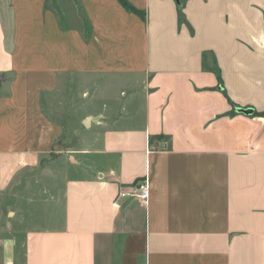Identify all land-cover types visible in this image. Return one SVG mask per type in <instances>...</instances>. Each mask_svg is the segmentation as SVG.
I'll return each instance as SVG.
<instances>
[{
  "label": "crops",
  "instance_id": "obj_1",
  "mask_svg": "<svg viewBox=\"0 0 264 264\" xmlns=\"http://www.w3.org/2000/svg\"><path fill=\"white\" fill-rule=\"evenodd\" d=\"M127 1L145 20L119 0L0 10V264H264V0ZM79 94L102 112L62 178L46 108ZM144 182L147 202L118 198Z\"/></svg>",
  "mask_w": 264,
  "mask_h": 264
},
{
  "label": "rangeland",
  "instance_id": "obj_2",
  "mask_svg": "<svg viewBox=\"0 0 264 264\" xmlns=\"http://www.w3.org/2000/svg\"><path fill=\"white\" fill-rule=\"evenodd\" d=\"M21 1V0H20ZM11 2L9 3V0H0V10L2 14L7 15H12L10 11H12L13 7L11 8ZM130 11V10H129ZM132 12V11H130ZM140 16V15H139ZM143 20H145V17L140 16ZM8 33L12 34V25L10 27V30ZM29 40L23 39V36L20 37V43L22 44L23 42H28ZM33 46V45H30ZM23 55V49L20 51V60ZM22 64V62H20ZM82 78L80 77L78 79V83L76 85L73 83L68 86V94H66L67 98L71 97V93H73L72 96L75 97L74 92L76 90H82L83 84H82ZM25 85V82H24ZM78 85V86H77ZM119 88L125 87L123 83H119ZM72 86V89L70 90V87ZM106 86V85H105ZM109 89L112 90L111 86ZM114 90H118V88L113 87ZM121 90V89H120ZM71 91V93H70ZM87 94H79V99L76 100V102H72L74 104H71L69 101L67 104L62 103L61 106H64L60 110H55L52 107V110L50 108H46V111L48 114H52V117H58L59 121H61L62 125V137L61 139L58 140L56 146L53 148V155H55L54 158H58L59 155H63V160L56 162V164L53 165V172L57 176H62V178L66 176H75L81 174V166L77 164H69L68 156L70 155V152L68 150H71L70 148L73 145H76L77 142V136L78 133H80L79 139L81 142L83 140H86L89 135H91L92 132H90L91 126L85 127L83 125V118L86 117L87 114L89 113H99L102 112L101 109H99V103L96 101V99L90 100L88 96L86 97ZM110 98H113V96H110ZM73 99V98H72ZM69 100V99H68ZM66 105V106H65ZM54 111L56 113H54ZM55 115V116H54ZM58 121V120H57ZM63 161V162H62ZM67 163V164H66Z\"/></svg>",
  "mask_w": 264,
  "mask_h": 264
},
{
  "label": "built area",
  "instance_id": "obj_3",
  "mask_svg": "<svg viewBox=\"0 0 264 264\" xmlns=\"http://www.w3.org/2000/svg\"><path fill=\"white\" fill-rule=\"evenodd\" d=\"M128 195H134L142 199L143 201L147 202L149 199V187L146 182L140 184L138 187H133V190L131 192H126L123 189L119 192L118 198H123ZM117 198V199H118ZM116 199L115 205H117L118 200Z\"/></svg>",
  "mask_w": 264,
  "mask_h": 264
},
{
  "label": "water",
  "instance_id": "obj_4",
  "mask_svg": "<svg viewBox=\"0 0 264 264\" xmlns=\"http://www.w3.org/2000/svg\"><path fill=\"white\" fill-rule=\"evenodd\" d=\"M241 112L246 113V114H252L254 112V110L252 108H248V109H240ZM98 119L97 116H88L84 121H83V125L86 127H89L91 122Z\"/></svg>",
  "mask_w": 264,
  "mask_h": 264
},
{
  "label": "trees",
  "instance_id": "obj_5",
  "mask_svg": "<svg viewBox=\"0 0 264 264\" xmlns=\"http://www.w3.org/2000/svg\"><path fill=\"white\" fill-rule=\"evenodd\" d=\"M119 1L122 3V5H123L126 9H128V10H130V11H132V12H134V13L140 15V16L145 17V13H144V11L138 10V9L135 8L132 4H130L127 0H119Z\"/></svg>",
  "mask_w": 264,
  "mask_h": 264
}]
</instances>
